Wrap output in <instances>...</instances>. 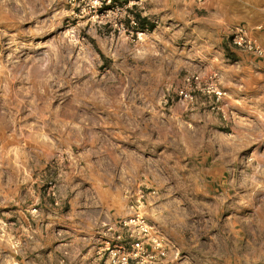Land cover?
Masks as SVG:
<instances>
[{
  "label": "rangeland",
  "instance_id": "1",
  "mask_svg": "<svg viewBox=\"0 0 264 264\" xmlns=\"http://www.w3.org/2000/svg\"><path fill=\"white\" fill-rule=\"evenodd\" d=\"M179 2L0 0V264H264V85Z\"/></svg>",
  "mask_w": 264,
  "mask_h": 264
},
{
  "label": "crops",
  "instance_id": "2",
  "mask_svg": "<svg viewBox=\"0 0 264 264\" xmlns=\"http://www.w3.org/2000/svg\"><path fill=\"white\" fill-rule=\"evenodd\" d=\"M179 1V7H182L184 16H189L181 22L184 29L191 28L196 31V29L204 28L206 31L215 33L216 39L223 47L225 57L239 59L244 66V72L252 74L247 79L253 80L246 84L247 89L256 90L258 85H264V0ZM238 28L248 32V36L258 43L262 49V55H248L226 43V34H231ZM57 222L56 226L67 229L70 236L78 235L77 224L70 222L71 225H69L63 219ZM83 223L89 224L90 221L87 219Z\"/></svg>",
  "mask_w": 264,
  "mask_h": 264
},
{
  "label": "built area",
  "instance_id": "3",
  "mask_svg": "<svg viewBox=\"0 0 264 264\" xmlns=\"http://www.w3.org/2000/svg\"><path fill=\"white\" fill-rule=\"evenodd\" d=\"M233 45L238 48L242 49L251 53L261 54V49L259 45H257L256 41L248 37L243 30H239L232 38ZM199 78L196 77L195 81H198ZM216 94H220L215 92ZM180 96L183 99H189L191 98L188 91L182 90L180 91ZM142 231L145 234H148L150 232V227L148 225H141ZM156 248L159 250L161 249V244L155 240ZM134 252L133 253H125L121 252L118 249H111L110 250V264H130L131 259L140 260V252L142 250L141 243L137 242L134 246ZM161 256H164V252H160ZM152 258V257H151ZM140 264V262H137Z\"/></svg>",
  "mask_w": 264,
  "mask_h": 264
}]
</instances>
